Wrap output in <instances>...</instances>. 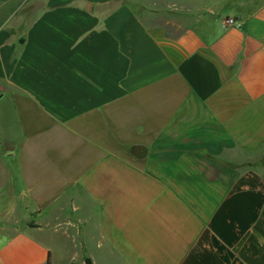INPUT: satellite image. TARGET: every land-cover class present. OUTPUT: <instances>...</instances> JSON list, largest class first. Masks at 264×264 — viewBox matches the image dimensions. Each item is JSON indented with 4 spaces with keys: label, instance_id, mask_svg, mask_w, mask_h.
Listing matches in <instances>:
<instances>
[{
    "label": "crops",
    "instance_id": "1",
    "mask_svg": "<svg viewBox=\"0 0 264 264\" xmlns=\"http://www.w3.org/2000/svg\"><path fill=\"white\" fill-rule=\"evenodd\" d=\"M174 2L0 0V264H264V0Z\"/></svg>",
    "mask_w": 264,
    "mask_h": 264
},
{
    "label": "rangeland",
    "instance_id": "2",
    "mask_svg": "<svg viewBox=\"0 0 264 264\" xmlns=\"http://www.w3.org/2000/svg\"><path fill=\"white\" fill-rule=\"evenodd\" d=\"M172 1H176L174 2L176 6H172L171 10L169 9V11H165V13H159L160 11H155L156 13H153L152 20H154L148 24L153 30L167 35H176L190 23L183 12L186 11L187 8L191 9V5L183 3L182 0Z\"/></svg>",
    "mask_w": 264,
    "mask_h": 264
},
{
    "label": "built area",
    "instance_id": "3",
    "mask_svg": "<svg viewBox=\"0 0 264 264\" xmlns=\"http://www.w3.org/2000/svg\"><path fill=\"white\" fill-rule=\"evenodd\" d=\"M226 24H228V25H231L232 24L233 25V20H230V19L229 20H226Z\"/></svg>",
    "mask_w": 264,
    "mask_h": 264
},
{
    "label": "trees",
    "instance_id": "4",
    "mask_svg": "<svg viewBox=\"0 0 264 264\" xmlns=\"http://www.w3.org/2000/svg\"><path fill=\"white\" fill-rule=\"evenodd\" d=\"M48 264H49V262H48Z\"/></svg>",
    "mask_w": 264,
    "mask_h": 264
}]
</instances>
